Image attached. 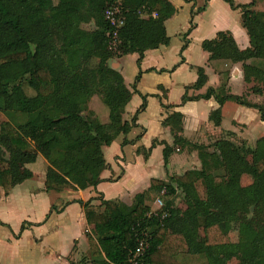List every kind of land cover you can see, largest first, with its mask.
Returning <instances> with one entry per match:
<instances>
[{"label":"trees","instance_id":"1","mask_svg":"<svg viewBox=\"0 0 264 264\" xmlns=\"http://www.w3.org/2000/svg\"><path fill=\"white\" fill-rule=\"evenodd\" d=\"M223 1L241 10L250 46L241 50L231 32H219L202 48L211 62L241 64L245 82L252 85L250 93L262 101L253 103L232 94L230 69L219 73L218 87L189 96V89L199 91L209 81L205 70L198 68L197 82L186 89L182 103L214 98L219 108L210 121L216 127L221 126L228 102L257 110L264 121V68L258 64L264 62V11L254 9L257 0L243 5ZM116 3L124 10L125 25L117 52H111L105 11ZM176 12L169 0H0V68L6 78L0 83V113L9 117L0 123V188L6 195L34 177L28 165L39 155L48 162V192L96 189L112 181L114 173L103 149L120 136L125 137L123 146L133 143L127 135L139 127L146 97L137 114L124 120L133 93L110 60L138 54L140 65L147 51L168 46L165 24ZM90 24L93 29L86 28ZM94 57L98 65L90 68ZM26 87L34 94L29 95ZM94 97L108 108L107 122L91 108ZM162 125L174 137L173 146L165 144L163 150L165 165L173 152L187 151L197 153L201 168L168 180L152 179L149 189L137 194L131 205L105 200L101 193L80 202L88 224L97 229L95 237L88 235L92 264H125L146 228L151 240L145 264H229L220 252L231 246L229 222L239 227L236 254L247 263L264 260V222L254 215L257 208H264V138L255 148L244 140L237 142L232 132L219 145L193 143L182 135L179 112L168 115ZM230 166L237 175L218 183ZM105 172L108 178L103 177ZM244 175L251 177L250 185L243 184ZM153 198L163 205L150 218ZM180 198L195 208L193 214L182 211L177 204ZM95 201L100 204L94 205ZM176 224H181V230L171 232Z\"/></svg>","mask_w":264,"mask_h":264},{"label":"crops","instance_id":"2","mask_svg":"<svg viewBox=\"0 0 264 264\" xmlns=\"http://www.w3.org/2000/svg\"><path fill=\"white\" fill-rule=\"evenodd\" d=\"M170 1V0H169ZM208 5H206V9L211 10V14L209 19H207L206 30L202 34H195L191 38V41H188L185 48L182 50L183 61L181 63L197 66V59L200 57V61H204L207 70L203 68L209 78L207 85L197 91L193 89L188 90L189 96L196 95H204L206 94L209 88H216L220 84V72L226 71L230 69L231 76L229 80L230 89H239L242 87V82H245L243 76V70L241 64L232 65L230 63H226L223 61H209V54L203 50L202 44L205 40H212L216 38L219 32H231L241 50H245L250 46L249 38L247 36L246 31L243 29L241 25V19H235L233 15L238 12L240 9H231V7L220 0H207ZM236 5L248 4L251 1L248 0H234ZM171 2V1H170ZM172 3V2H171ZM173 4V3H172ZM241 11V10H240ZM156 13H153L152 16H155ZM200 17V16H199ZM178 21V15L175 14L171 19H169L165 26L168 33V26L170 22ZM198 29V28H197ZM196 29V30H197ZM170 37V36H169ZM171 40V38H170ZM161 46L155 50H149L145 53V57L142 61L141 65L148 59L151 61H156L157 58H161L164 55H170L174 50L169 49V46ZM164 48L165 51H161ZM201 50V51H200ZM176 52V51H175ZM138 55V54H132ZM123 58V57H122ZM115 59V63L112 66L122 74V64L120 59ZM139 58V56H138ZM138 63V60H137ZM214 68V70H213ZM198 76L196 78L197 82ZM125 80V79H124ZM195 82V83H196ZM194 83V84H195ZM246 83V82H245ZM193 84V85H194ZM193 85H183L182 90H184V94L181 97V103L170 105L168 103H164L167 106H171L170 109H166L168 115L179 112L183 115V136L190 140L193 143L211 145L210 137L214 136L213 134H217V132H222L225 129V132L235 133L237 139H241L238 136L240 135V129L246 127L248 125L247 120L250 118V113H244L243 118L246 117V120H241L238 122L233 119L234 123L229 122L231 128L226 129L224 127V120L227 118L231 111L236 112V107L229 105L230 102L226 103L222 110V123L221 126L216 127L210 121V115L213 111L219 108L218 103L214 98L211 99H201L198 101H190L185 104L182 103V98L186 93V89L188 87H192ZM249 85L246 83V86ZM160 87V86H159ZM181 87V86H180ZM236 95V94H234ZM241 96V95H239ZM93 101V100H92ZM91 101V108L92 106ZM130 104V103H129ZM228 106H231L228 108ZM249 109V108H247ZM97 112H101L94 109ZM161 110V109H160ZM162 111V110H161ZM230 111V112H229ZM146 113L145 111L141 112L138 117L139 127L134 128L128 135L127 139L129 141H133L126 146H123V141L125 139L124 136H120L121 142L120 153L115 155L116 157H120V160L115 161V167L111 165L112 172L114 173L112 177V181L103 182L98 185L96 189L90 188L96 192V196L90 197L89 199L96 198L100 193L103 195L105 200H116L121 201L127 205H131L133 200L137 194H140L149 189L151 185L152 179H158L155 177H149L144 180V187H146L143 191L137 192L136 190V182L135 180L129 183H124L127 180V177L130 175L131 168L135 165H138V161L141 162V174L147 171L145 166H149L152 163V159L155 154H160L166 145L173 146L174 137L171 133L169 127H164L162 122L164 119L168 117H163L160 113V116L157 120L151 123L152 128L146 127L140 123L142 116ZM228 114V115H227ZM241 124L240 126H238ZM238 127V128H237ZM152 131V135L150 132ZM212 134V135H211ZM140 137V139H139ZM198 137H204L202 140L196 141L195 139ZM118 138V139H119ZM117 139V140H118ZM116 140V141H117ZM216 144V141H214ZM154 144V146H153ZM151 147H153L151 149ZM105 148V147H104ZM138 149H142L140 153H138ZM151 149V150H150ZM104 150V149H103ZM130 153V156H129ZM196 152L189 153L185 152H173L169 159V163L165 168L174 169L178 168L180 163H185L188 161V158L194 157ZM44 160L43 166L45 167V172L48 167V162L41 155L38 156L37 161L34 164H37L38 161ZM30 164V165H34ZM165 164V162H164ZM28 165V168L34 173V177L30 180H34L35 172ZM196 168L200 169L201 163L199 157L197 155L196 162L194 163ZM184 166V165H180ZM182 168V167H181ZM229 168V167H228ZM188 171V170H187ZM186 172V171H185ZM184 172V173H185ZM176 174L178 176L184 174ZM227 173V172H226ZM45 175V174H44ZM169 175V170H168ZM226 175V174H225ZM175 176V175H172ZM168 176V178L172 177ZM103 177L108 178L109 173L105 172ZM249 177V179H247ZM159 179V180H168ZM231 178H226L225 176L217 179L218 183H223L224 180H228ZM17 185L13 190L6 195L5 192L0 188V202L6 201H33L36 198H39L42 190H38V192L33 191V183H26ZM223 180V181H222ZM35 181V180H34ZM243 184L245 186L250 185L252 183V179L250 176L244 175L242 177ZM108 183H124V186H121L118 193L115 196V199H109L107 194L101 189V187ZM44 188H45V178H44ZM46 191L45 188V193ZM66 192L69 195L74 193H78L80 196V200H63L60 199L61 206L55 205L54 209H0V264H92V253L89 245L88 235L95 237L97 234L96 226L89 225L85 216V209L83 208V204L77 203V201H81L86 203L89 199L84 197V190H65L60 193ZM35 193V194H34ZM57 198H59V194ZM47 194V193H46ZM100 201H95L94 205H99ZM52 207V206H51ZM50 207V208H51ZM76 208V209H74ZM151 209L150 214H156V209ZM183 210V209H182ZM260 210V209H259ZM257 210L255 212V217L258 216L260 211ZM264 216V212L262 213ZM24 226V229H22ZM179 226V225H178ZM226 229L228 232V236L231 242V246L233 249L236 247L239 240V227L238 224L229 222L226 224ZM179 232V231H177ZM175 232V233H177ZM225 250L227 247H224ZM224 248H220V252L224 254L229 264H232L234 261V257L240 256L238 254H231L224 250ZM216 252L219 251L217 247H214ZM223 251V252H222ZM237 259V258H236Z\"/></svg>","mask_w":264,"mask_h":264},{"label":"rangeland","instance_id":"3","mask_svg":"<svg viewBox=\"0 0 264 264\" xmlns=\"http://www.w3.org/2000/svg\"><path fill=\"white\" fill-rule=\"evenodd\" d=\"M174 7L176 8V14L178 15V21L170 22L168 26V33L171 38V45L169 49L174 50L170 55H164L161 58H157L156 61L146 60L141 67L138 65V55H128L120 59L122 64V75L125 79L127 87L133 93L132 100L127 106L125 114L123 116L124 120L130 121L139 111L141 106L144 103V97H146V113L142 116L140 123L146 127L152 128L151 123L160 116V113L163 114V117H167L168 112L162 106L163 103H168L170 105L180 104L181 97L184 94L182 90L183 85H193L196 82L198 76V68L203 67L207 70V67L204 61H200V57L197 59V66H191L184 63L182 57V50L186 46L188 41L192 40V36L195 34H202L206 30L207 19H209L211 10L206 9L208 5L207 0H170ZM222 3L223 1L220 0ZM251 1V0H248ZM256 11H264V0H257V4L254 8ZM242 12L239 10L236 12L233 17L235 19H241ZM200 16V17H199ZM87 29H93L94 25L90 24L86 26ZM198 28V29H197ZM197 29V30H196ZM161 51H165L164 48ZM176 51V52H175ZM201 51V50H200ZM99 62L98 57H94L89 63L90 68L97 67ZM262 62V61H261ZM115 63V58L110 60V65ZM260 66L264 68V62L259 63ZM214 70V68H213ZM242 70V69H240ZM140 76V78H139ZM6 81L5 76L1 72L0 68V83ZM160 86V87H159ZM181 86V87H180ZM252 85H247L245 82H242V87L239 89H231L232 94L245 96L253 103H260L262 98L253 95L250 93V87ZM26 91L29 95H33L34 92L29 87H26ZM229 105L236 107V112L231 111V114H227V118L224 120V127L230 129L231 126L229 122L234 121L233 119L241 122V120H246V117L243 118V114L246 112L250 113V119L247 120L248 125L240 129V135L238 136L241 139H235L237 142L246 141L248 147L255 148L256 143L259 139L264 138V121L261 120L260 115L257 110L247 109L244 106L238 105L234 102H230ZM92 106L94 109L100 111L102 120L105 122L108 121L109 110L102 103L99 97H94L92 101ZM231 106H228L230 108ZM162 111H161V110ZM230 112V111H229ZM245 113V114H246ZM141 114V113H140ZM243 115V116H242ZM104 117L106 119H104ZM9 120V117L5 114L0 113V123L2 121ZM234 123V122H232ZM239 124L238 126H240ZM238 128V127H237ZM223 129L222 132H217L213 134L214 136L210 137V142L219 145L227 137V132ZM152 135V131L150 132ZM212 135V134H211ZM204 137H198L196 141L202 140ZM122 138H119L115 141L110 147L104 148L105 158L108 163H111L115 167V161L120 160V157H116V154H119L121 149L119 143ZM130 156V153H129ZM197 155L194 157L188 158V161L185 163H180L178 168L168 169L165 168L164 164V155L162 152L160 154H155L152 163L149 166H145L147 171L141 174L140 167L142 164L138 161V165H135L131 168L130 175L127 177L126 182L129 183L135 180L137 192L143 191L146 187L142 185L146 178L155 177L158 179H166L168 176L184 173L187 170L196 168L194 165L196 162ZM43 159L38 161L37 164L30 165L32 170L35 172L34 180L27 181L26 183H33V191L38 192L42 190V193L39 198L31 201H6L0 202V209H54L55 205L61 206L60 199L63 200H80L78 193L72 195L67 194L66 192L60 193L59 198H57L58 193L56 192H46L44 188V178H45V167L43 166ZM180 165H184L181 166ZM169 170V175H168ZM226 178H232L237 175V170L234 166H230L226 170ZM249 179V177H247ZM223 181V180H222ZM124 183H108L101 187V189L107 194L109 199H115L116 194L118 193L121 186H124ZM35 194V193H34ZM96 192L91 189L84 190V197L89 199L90 197L96 196ZM90 200V199H89ZM88 200V201H89ZM81 201H77V203ZM177 204L183 209L182 211L186 214H193L194 207L189 206L182 198L178 200ZM152 209H159L160 204L156 198L150 203ZM52 206V207H51ZM51 207V208H50ZM76 209V208H74ZM260 213L256 216L258 221L264 222V216L262 215L264 209L259 207ZM154 210V211H155ZM156 215H150V218L155 217ZM181 224H176V226L170 230L171 232H177L181 230ZM224 248V247H223ZM222 249V248H221ZM225 250V248H224ZM231 254H235L236 250L233 247H227L225 250ZM237 258V259H236ZM232 264H264V260L255 261L247 263L240 256L234 257Z\"/></svg>","mask_w":264,"mask_h":264},{"label":"built area","instance_id":"4","mask_svg":"<svg viewBox=\"0 0 264 264\" xmlns=\"http://www.w3.org/2000/svg\"><path fill=\"white\" fill-rule=\"evenodd\" d=\"M156 16V14H155ZM105 19L109 24L107 33L108 49L117 52L120 44V30L125 25V13L120 3H116L105 11ZM160 207L163 205L158 200ZM151 214H149L150 217ZM157 216V214H154ZM151 236L148 228L144 229L138 236L136 247L130 251L125 264H145V257L150 247Z\"/></svg>","mask_w":264,"mask_h":264},{"label":"water","instance_id":"5","mask_svg":"<svg viewBox=\"0 0 264 264\" xmlns=\"http://www.w3.org/2000/svg\"><path fill=\"white\" fill-rule=\"evenodd\" d=\"M111 67H112L113 69H115L112 65H111Z\"/></svg>","mask_w":264,"mask_h":264}]
</instances>
